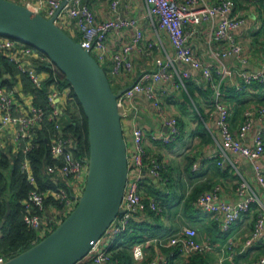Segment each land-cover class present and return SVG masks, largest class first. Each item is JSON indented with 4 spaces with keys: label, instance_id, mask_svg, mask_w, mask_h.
<instances>
[{
    "label": "built area",
    "instance_id": "obj_1",
    "mask_svg": "<svg viewBox=\"0 0 264 264\" xmlns=\"http://www.w3.org/2000/svg\"><path fill=\"white\" fill-rule=\"evenodd\" d=\"M145 8V18L151 23L155 33L159 36L166 32L174 48L175 58L190 65L201 72L208 82L213 81V73L216 80L211 84L213 94L211 102L216 123L221 135L218 156L222 161H227L234 166L235 161L229 158L228 151L246 157L253 164L255 182L264 191V166L255 162L264 157V128H258L251 136V143L244 140L252 127L253 118L264 120V106L247 107L242 114V120L233 132L230 129L229 109L222 102L221 83L229 79L236 90H246L252 83L264 85V60L257 70H237L220 62L214 68L210 63H205L194 55L187 39L192 30L187 31L189 25H198L204 21L212 22L211 40H224L226 43L223 51L215 52V58L235 55L241 62L242 44L234 35L244 21L241 16L231 14L234 8L233 0H218L213 4L200 2V0H142ZM61 0H22V4L39 12L43 10L45 17L51 16L60 5ZM119 0H111V9L116 12ZM64 17L75 20L78 40L83 48H86L100 66L111 61L109 71L110 81L116 79L132 69L131 53L142 52L140 47L143 38L142 30L136 26V17H114L97 20L94 11L83 0H68L56 16L54 22L62 28ZM132 27L131 37L122 42L119 49L110 52L107 46V38L112 30ZM148 43V47H152ZM0 51L9 56L18 70L25 73L33 88L40 89L43 81L50 76L49 91L47 94V106L29 104L21 107L15 98V92L2 82L0 77V149L5 146L4 132L11 129V139L21 152L22 159L19 171L30 185L26 196L21 200L22 221L27 229L37 230L40 237L46 235L62 219L56 215L45 216L44 212L48 205H58L63 216L66 215L76 204L86 180L87 163L85 158L74 155V138L64 130L61 124L63 105L67 99L68 87L59 86V78L56 73L51 75L45 70H39L40 65L53 67L49 57L32 46L25 44L12 37L0 35ZM26 57L29 61L24 63L21 58ZM189 77L187 70H177L170 58L157 60L156 69L142 71L139 77L131 83L117 98L118 107L124 100L131 99L135 93L143 94L152 104L156 117L165 127V131L155 130L149 133L151 140L163 144L172 143L179 135V125L174 115L165 113L161 106V98L155 88L156 83L170 82L174 87H185L184 78ZM238 79H240L238 81ZM47 108L48 112H47ZM53 121V128L49 135V154L52 162L44 165V171L55 181L60 182L54 187L41 189L33 174L31 161L27 153L34 147L37 131L45 123V120ZM127 176L120 206L123 212L119 213L110 223L105 232L94 242L88 254L93 264H112L110 246L115 239L127 229L130 219L139 211L150 208L155 213L161 210L160 205L153 198L145 200L141 194L143 170L150 175L161 178L164 164L156 157H148L144 145V131L142 126L135 124L131 130L130 142L126 140ZM235 186L238 200L234 203L218 201L219 186L214 185L211 189L202 191L195 199V206L204 210L219 220L221 230H228L242 214L250 211L252 204L257 205V214L249 236V241L258 238L264 226V204L252 188L249 181L240 173ZM2 220L0 218V224ZM159 247H176L184 256L216 250L226 259H233L237 253L233 243L229 240L224 245H215L211 242L198 241L196 230L192 227L183 226L180 231L164 239H153ZM147 239L145 242L148 243ZM135 260H142L144 253L140 244L131 248ZM7 259L0 251V263ZM147 264H160L157 258L148 260ZM161 264H166L162 262ZM253 264H264V255L260 256Z\"/></svg>",
    "mask_w": 264,
    "mask_h": 264
},
{
    "label": "crops",
    "instance_id": "obj_2",
    "mask_svg": "<svg viewBox=\"0 0 264 264\" xmlns=\"http://www.w3.org/2000/svg\"><path fill=\"white\" fill-rule=\"evenodd\" d=\"M14 1L22 2V0ZM83 1L94 11L97 20L114 17L115 15L124 18L136 17V26L143 32L140 43L142 52L133 51L131 53L132 69L129 73L116 79L115 84L119 87L118 89L130 85L139 77L142 71L155 70L156 61L159 59L166 60L170 58L177 70H187L189 72V77L184 78L185 87L183 88L174 87L170 82L155 84L165 113L174 115L178 121L180 132L172 143L163 144L151 140L149 136L151 131H165L166 129L156 117L151 102L143 94L135 93L131 99L124 100L123 104L118 107L125 140L130 142L133 125L142 126L147 156L156 157L164 164L161 178L153 177L144 169L141 183V194L146 198L145 200L153 198L161 207L160 212L157 214L164 226L163 235L147 238L143 234L142 238L138 239L133 245H141L144 258L135 260L132 256L130 264H147L148 260L153 258H157L160 264L162 262L166 264L186 263L193 255L184 256L179 250L174 254L170 247H159L153 240L154 238L164 239L175 234L183 226L194 228L198 241H208L218 246L226 244L229 240L233 243L237 251L233 259L224 258L226 253L222 255L216 250H209L201 254L204 264H253L255 260L264 255V226L260 236L248 242L257 214V205L252 204L249 212L242 214L228 230L223 231L219 226V220L213 214L196 207L195 200L190 201V197L197 191L201 193L211 189L214 185H218L220 187L218 201L236 202L239 198L235 193V186L239 179L238 173H240L249 181L264 204V191L254 179V163L232 151L227 153L229 158L235 161L234 166L227 161H222L218 156L222 140L216 123V116L213 113L212 102H210L213 94L211 84L216 80L214 79L215 74L213 73L212 76L213 81L208 82L199 70L175 58L174 48L167 33L163 31L158 36L151 23L145 18V8L142 0H119L116 12L111 9V0ZM176 1L184 2L185 0ZM217 1L200 0V2L207 4H213ZM233 1L234 8L231 14L241 16L244 19L243 23L234 31L236 39L242 44L241 56L244 59L243 62L235 55L221 56L220 59L214 57L215 52L220 53L225 49L226 43L224 40L215 41L210 39L212 22L204 21L198 25L187 26V31L192 30L187 43L191 46L196 57L205 63H210L214 68L222 62L237 70H257L264 60V0ZM32 2L36 3L37 0H32ZM63 28L68 29L70 33L78 34L73 18L64 17L62 19ZM132 33V27L112 30L106 42L108 50L111 53L117 51L121 43L128 40ZM149 42L153 44L152 47H148ZM7 57L9 59L8 55ZM21 60L26 64L29 61L26 57L21 58ZM106 66L109 74L110 60L107 61ZM16 69L18 70L17 67ZM20 73L22 72L19 71L16 74V81L10 89L15 92V98L21 107H27L29 104H34V95L26 90L25 82L31 84L30 80L25 73H23L25 78ZM232 88L235 89L229 79L224 80L221 84L222 102L230 112L228 123L230 129L235 132L242 120L243 111L247 107L264 106V89L248 88L246 93L236 98ZM65 122L66 119L63 115L61 124L65 126ZM260 127L264 128V120L254 117L252 127L244 140L247 144L251 143L253 132ZM10 133V128L4 132L5 146L3 150L14 155L17 148L11 139ZM255 163L264 166V157L259 158ZM9 172L10 170H7V176ZM147 208L145 207L137 213L143 215ZM148 209L153 211L150 208ZM44 214L47 217L56 215L61 218L63 216L59 206L52 204L46 207ZM35 231L37 232V230ZM147 239L150 240L148 243L145 242ZM130 249L128 252L132 255ZM175 249L177 248L175 247ZM116 250L117 248L114 251ZM76 264L93 263L90 257L87 256ZM112 264H117V261L112 260Z\"/></svg>",
    "mask_w": 264,
    "mask_h": 264
},
{
    "label": "water",
    "instance_id": "obj_3",
    "mask_svg": "<svg viewBox=\"0 0 264 264\" xmlns=\"http://www.w3.org/2000/svg\"><path fill=\"white\" fill-rule=\"evenodd\" d=\"M67 1L45 17L20 2L0 0V35L39 50L61 71L85 114L89 149L86 180L75 206L37 242L0 264H76L123 212L127 156L117 98L131 84L113 90L103 67L54 22ZM63 115L72 123L65 111ZM9 211L8 205L3 220Z\"/></svg>",
    "mask_w": 264,
    "mask_h": 264
},
{
    "label": "trees",
    "instance_id": "obj_4",
    "mask_svg": "<svg viewBox=\"0 0 264 264\" xmlns=\"http://www.w3.org/2000/svg\"><path fill=\"white\" fill-rule=\"evenodd\" d=\"M38 69L45 70L50 75L55 72L59 78L60 88H69L67 99L62 108L63 111L70 116L72 123L66 121L64 130L75 140L76 145L73 149L74 155L79 158H87L89 152L87 121L72 87L55 65H53L52 68L47 65H40ZM18 73L19 71L8 59L7 55L0 51V77H2L3 84L9 88L12 87L16 81L15 76ZM20 74L25 78V74ZM214 79H216V75ZM50 82L51 77L48 76L43 81V86L40 89L33 88L29 82V85L25 82L26 90H29L34 95L33 103L35 105L43 107L47 106V94ZM248 88L264 89V85L255 82L249 85ZM248 88L246 90H235L232 88V91L235 94L234 97L237 98L246 93ZM221 93L223 97V92L221 91ZM48 109L49 108H47V112ZM52 128L53 121L48 119L45 120V123L37 131V138L34 147L27 153L31 161L33 174L35 175L37 184L41 189L54 187L57 184H60V182L52 179L44 171V165L52 162L49 154L48 141ZM21 159L22 154L19 151H16L14 155H11L6 153L3 149H0V218L3 222L0 236V250L7 258L27 249L41 238L35 230L27 229L22 221V205L20 201L26 196L30 189V185L26 182L24 175L19 171ZM7 170H10L8 176L6 174ZM198 193L199 191L193 194L190 197V201H194ZM7 204L10 206V212L3 220L4 214L7 210ZM156 214L157 213L150 211L147 208L143 212V215L136 213L130 219L127 229H125V231H123L110 246L113 261H117V264H130L132 255L128 251L131 245L136 243L138 239L140 240L142 238L141 236H143V234L147 238L163 235L162 230L164 226L159 215ZM64 216H62V219ZM116 248L117 250L114 251ZM170 250H173L174 254L178 252V249H175V247H170ZM201 254L202 253L193 254V256H191L184 264H204Z\"/></svg>",
    "mask_w": 264,
    "mask_h": 264
},
{
    "label": "rangeland",
    "instance_id": "obj_5",
    "mask_svg": "<svg viewBox=\"0 0 264 264\" xmlns=\"http://www.w3.org/2000/svg\"><path fill=\"white\" fill-rule=\"evenodd\" d=\"M41 13L45 15L44 10H42ZM63 30H64L67 34H69L70 36H72L75 40H78V35L73 34V33H70L68 29L63 28ZM106 65H107V61L105 62V64H104L103 67H104L105 72H106V74H107V76H108V79H109V81H110V75L108 74V67H107ZM110 84H111V87H112L113 90H117V89L119 88V87H118L113 81H110ZM63 106H64V105H63Z\"/></svg>",
    "mask_w": 264,
    "mask_h": 264
}]
</instances>
